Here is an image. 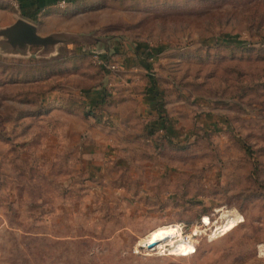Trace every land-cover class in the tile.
I'll use <instances>...</instances> for the list:
<instances>
[{
    "label": "rangeland",
    "instance_id": "374dc122",
    "mask_svg": "<svg viewBox=\"0 0 264 264\" xmlns=\"http://www.w3.org/2000/svg\"><path fill=\"white\" fill-rule=\"evenodd\" d=\"M75 11L69 30L85 40L0 57V264H264V0ZM91 52L120 66L132 54L133 71L107 73ZM150 81L154 108L137 100ZM84 124L101 127L87 158L74 132ZM225 206L243 223L194 256L133 252L153 228Z\"/></svg>",
    "mask_w": 264,
    "mask_h": 264
},
{
    "label": "crops",
    "instance_id": "0c3cea01",
    "mask_svg": "<svg viewBox=\"0 0 264 264\" xmlns=\"http://www.w3.org/2000/svg\"><path fill=\"white\" fill-rule=\"evenodd\" d=\"M18 1L21 7L20 18L36 26L37 33L42 37H46L50 34L58 33V32L72 34L71 30L69 29L72 27L74 18L77 16L75 10H77L80 7H83L90 0H69V5L65 10H58L55 7V3L58 0H18ZM42 8L45 10V13L43 14L42 17L38 18L37 12ZM16 19H17V14L10 7L5 6L0 2V28H5L7 26H10L15 22ZM140 51H142V54L145 51V54L148 53L151 56L150 54V52H152L151 49H149V51L145 49H142ZM135 52L140 55L138 48H136ZM115 53H120V51L119 52L116 51ZM0 57H11V56H4L0 54ZM132 58H134V56L131 54V56H129L130 60H128L127 58L123 61V65L121 66V69L123 71L122 74H130L131 71H133L134 65L132 62H130ZM155 89H156L155 84H153V82L150 81V83L147 86L146 95H144V97L142 96L143 98L139 96L137 100L140 99L143 105L154 108V106H157V103L159 101L158 95L155 94L157 93V90L155 91ZM140 115L141 114L139 113L137 115L135 114L132 116V118L137 119V116L138 118H140ZM152 117H154L153 120L149 119V121H147V126L150 129L158 130L159 127H161L160 125L163 124V122L159 119L160 115L158 113L156 114L154 111L151 113V118ZM86 123H90V120H87ZM120 126L124 128L122 123H120V125L119 123H117V127L120 128ZM100 128L101 127L98 125L96 126L93 124L90 125L88 124V126H86V124H84L83 126L80 127L79 130L78 128L74 129V132L77 136H79V131L81 132L82 135L83 157L87 158L86 153L87 152L90 153V150L87 148L89 147V145L92 146L93 144V142L90 139L92 138L99 140L101 138L100 137L101 135L98 133ZM58 131H59L58 132L59 137H57L56 134V137L53 140L54 141L53 143H55L56 146L59 145L57 143H60V140L62 139L61 126Z\"/></svg>",
    "mask_w": 264,
    "mask_h": 264
},
{
    "label": "built area",
    "instance_id": "2783aa9c",
    "mask_svg": "<svg viewBox=\"0 0 264 264\" xmlns=\"http://www.w3.org/2000/svg\"><path fill=\"white\" fill-rule=\"evenodd\" d=\"M0 2L10 7L16 14L17 19L20 18V4L18 0H0ZM69 5V0H58L55 3V7L58 10H65ZM45 13V10L42 8L37 12V17L40 18ZM90 60L93 65L102 69L103 71L113 74L119 72L121 70V66L119 62H113L106 58L104 55H100L95 52H91L89 54ZM232 208L218 207L213 208L210 213L201 214L198 216L196 220L191 223H170L175 229L174 234L172 236L163 235L162 238L157 239L156 241L143 242L140 243V239H138L133 252L135 254H144V255H158L163 257H179V258H189L196 254L199 243L202 240L205 241H213L218 238H221L232 231H234L239 225L235 228L223 234L224 223L226 222V218H233L231 216ZM157 227L150 230L145 235L148 236L152 231L156 230ZM144 235V236H145ZM178 242L184 243L183 245H187L189 247L188 253L183 256L182 252H178L176 250V245ZM264 257V253L262 255Z\"/></svg>",
    "mask_w": 264,
    "mask_h": 264
},
{
    "label": "water",
    "instance_id": "95a60500",
    "mask_svg": "<svg viewBox=\"0 0 264 264\" xmlns=\"http://www.w3.org/2000/svg\"><path fill=\"white\" fill-rule=\"evenodd\" d=\"M85 39L86 37L63 32L42 37L37 33L36 26L18 18L10 26L0 28V54L24 58L29 56L31 49H36L37 57H46L55 53L58 45H69Z\"/></svg>",
    "mask_w": 264,
    "mask_h": 264
},
{
    "label": "bare ground",
    "instance_id": "6f19581e",
    "mask_svg": "<svg viewBox=\"0 0 264 264\" xmlns=\"http://www.w3.org/2000/svg\"><path fill=\"white\" fill-rule=\"evenodd\" d=\"M231 216H233V218H226V222L224 223V228L223 229V234H226L227 232H229L230 230H232L233 228H235L238 224L242 223L244 221L243 217L235 210L232 209V214H230ZM175 229L172 225H166V226H161L156 228V230L152 231L148 236H144L142 237L140 240V243H145V242H154L159 238H162L163 235H167V236H172V234H174ZM184 243L182 242H178L176 247V250L180 253L182 252L183 256H185L188 251H189V247L187 245H183ZM260 255L263 254L264 248L260 247Z\"/></svg>",
    "mask_w": 264,
    "mask_h": 264
},
{
    "label": "trees",
    "instance_id": "16d2710c",
    "mask_svg": "<svg viewBox=\"0 0 264 264\" xmlns=\"http://www.w3.org/2000/svg\"><path fill=\"white\" fill-rule=\"evenodd\" d=\"M226 42H222V41H216L213 46H222L225 45ZM228 45L234 47L235 49H239V50H244V51H248L250 50V48H252L251 46H248L246 43L244 42H230ZM85 55V54H84ZM87 55V54H86ZM88 56V55H87ZM104 95L101 98V102H107L110 103V97L107 96L105 94V92H103ZM159 119L164 123V119L160 116Z\"/></svg>",
    "mask_w": 264,
    "mask_h": 264
}]
</instances>
